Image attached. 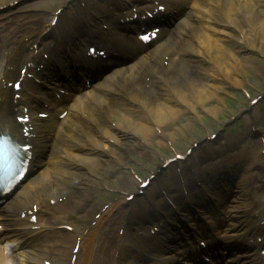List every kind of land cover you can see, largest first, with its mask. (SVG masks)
<instances>
[{
    "label": "bare ground",
    "instance_id": "1",
    "mask_svg": "<svg viewBox=\"0 0 264 264\" xmlns=\"http://www.w3.org/2000/svg\"><path fill=\"white\" fill-rule=\"evenodd\" d=\"M12 1L14 0H0V3L7 4ZM160 1L168 3V0ZM202 1L197 0L195 4L199 12L188 13L183 23L167 35L169 37L162 46L144 54L141 50L131 53L134 59L131 66L116 70L107 76L102 83L94 87L95 93L97 92L95 95L91 91L74 101L69 109L67 108L68 115L58 121L60 126L54 130L56 136L47 147L51 166L46 172L49 174L48 179L45 177L40 186L35 185L36 180L33 184L30 182L19 192L9 203L6 213L0 216V224L14 225L13 230L2 238L12 236V242L17 243L16 246L37 235L51 232L59 235L61 245H40V252L36 253V256L21 259L20 264H45L46 261H52L51 264H78L84 252L83 264H110V256L115 254L111 248L119 239H130L133 242L155 239L163 224H153L151 219L157 216L156 210L153 208L148 212L143 211L142 214L136 213L134 208H131L130 212L124 211L122 207L128 204L126 198H123L121 208H117L116 213L113 214L118 205L116 203L105 210L94 200V195L101 194V190L110 189L102 180L106 174L110 175V169L128 165L127 155H133L138 149H144V160L153 156L141 142L148 143L154 135L159 137L156 129L164 136L175 138L176 135L190 130L196 118L200 117L198 113L204 111L218 116L220 108L213 105L216 104L214 100L220 98V91L230 86L241 87L243 82L239 76L243 78L244 70L257 69L255 60L249 55L239 62L232 51L254 50L264 54V0H204L208 5L200 7ZM92 5L93 2H88L79 7V10L86 14ZM53 15L57 22L71 23L77 20L75 16L64 17L57 12ZM190 17L193 18L188 20ZM44 18L43 16L32 22H24L14 29H0V44L5 43V47L0 48V103L1 109L10 115L14 114L17 104L13 98L7 97L13 93L7 86L13 80L14 70L19 65L25 66V63L33 58L26 55V49L37 42L36 33L42 30ZM3 33L6 35L2 36ZM49 34L55 38L59 37L56 33ZM220 34H225L226 37H217ZM49 48L47 45L45 50ZM170 56L174 59H169ZM188 57L197 58L195 62L205 63L202 70H197L198 74L194 71H177L181 62L182 66L187 65ZM166 59L170 61L168 66L165 65ZM197 66L193 65L195 68ZM175 71L176 75L173 74ZM193 75L196 79L190 83L181 80ZM130 77L131 85L124 86L125 80ZM151 89L156 90L157 94L153 95ZM2 93L6 95L5 98H2ZM179 116H182L180 122L184 119L186 124L183 128L175 129L173 125ZM11 126L17 138L25 140L24 136L18 133L19 124L12 122ZM171 129L173 133L169 134ZM33 144L34 153H37L36 143ZM159 145L165 146L162 142H159ZM70 149H84L87 156L81 160L91 167L71 162L66 157ZM209 153L210 150L206 151V154ZM167 163V159L162 161L163 165ZM221 163L217 170L210 172L214 181L216 176L224 172L228 173L225 178L232 177L237 172L238 164H229L231 160L224 159ZM130 182L127 174L117 180L120 187ZM254 182V177L249 176L237 182L231 180L225 185L226 192L231 191L229 185L236 186V192L232 193L230 201L233 206L224 208L228 211L225 224L229 227H246L243 220L245 216H251V219L262 213L264 218L262 198L253 196ZM191 184L194 185V182ZM204 197L205 194L200 192L196 197L197 203L203 204ZM213 199L219 203L224 202V197L219 192L213 194ZM171 203L170 208L175 205V219L172 224H167V228L179 225V221L189 215L183 200L172 205ZM96 215H99V219L95 218ZM29 217L43 220L34 225L28 221ZM230 218L238 222L230 224ZM140 224H145V231L135 238L119 237L116 233ZM80 225L82 229L77 231V235L68 232V226L75 229ZM71 244L74 247L79 246L82 252L80 257L76 255L77 261L74 263L71 260V256H74L70 252ZM134 253L120 250L117 253L118 263L121 264L123 259L133 256ZM16 260L17 258H1L3 264H15Z\"/></svg>",
    "mask_w": 264,
    "mask_h": 264
},
{
    "label": "rangeland",
    "instance_id": "2",
    "mask_svg": "<svg viewBox=\"0 0 264 264\" xmlns=\"http://www.w3.org/2000/svg\"><path fill=\"white\" fill-rule=\"evenodd\" d=\"M62 2H64V0H19L9 7L0 6V23L8 22L10 16H13V14H17V16H23L21 19H24L25 21L34 19V17L41 15H46V17H49V13L52 8H56L55 5ZM66 5V11L69 12L72 10V6H70L69 2ZM237 51V49L232 51V54L236 60L241 62L244 60V57L249 55L255 60L257 69L244 70L242 75L243 78L239 76V79L243 82L241 87L230 86L220 91V98H218L216 100V104L213 105H216L220 108V113L218 116H213L208 112L202 111L201 113H198L200 117L196 118L193 126H190L189 131L180 133L176 135L175 138L168 135H160V137L156 139V144H146L145 147H147V149H149L153 155L150 156L153 157V159H150L148 169H157V165L161 158L173 155L174 149L176 152H185L188 147L193 146L195 142L201 141V144H203L206 141V137L215 131L224 132L225 135H228L229 131H234L237 135L242 136L250 132L252 121H258L260 128L259 133L260 135H264V102L261 104L258 102L256 105L253 103L255 98L264 93V73L262 72L264 71V54L261 55L254 50L246 52L241 50L240 52ZM205 106L210 107L211 105ZM233 117L235 120H232ZM179 120H181V117H179L177 122L174 123L173 127L175 126V129H178V127H182L184 124H186V121L182 120V122H179ZM187 120L190 121L189 119ZM169 132V134H172V129ZM159 142L164 143L165 146L161 147ZM256 142V158H258V163L261 165V169L258 171V177L261 180H264V164L260 163L262 154L260 138H257ZM175 143L176 145L173 147ZM171 151H173V153ZM82 152L83 151H79L77 154L79 155ZM140 155L142 154L140 153ZM140 155L134 156L132 160L130 159L129 165L120 167L118 169L119 173H116L115 175V178H119L126 173L129 180L132 182L130 186L126 189H122L124 191H119L121 189L119 184L116 185V183H113L114 179H112L110 190L103 191V195H99L100 199L98 198L97 194L98 201H100L101 204H104L108 201L110 202L112 198H115L114 201H117L118 198L125 197L129 192L137 189L139 184L138 175L146 177L149 174L148 169L142 164V157ZM215 160L216 158H212L207 162H215ZM142 168H144L145 171H142ZM254 171L255 170L253 169L250 171V173ZM159 182H163L166 186L170 185L171 183L174 184L172 175L168 174L167 171L162 172V177ZM156 201L161 204L163 200L156 198Z\"/></svg>",
    "mask_w": 264,
    "mask_h": 264
},
{
    "label": "snow or ice",
    "instance_id": "3",
    "mask_svg": "<svg viewBox=\"0 0 264 264\" xmlns=\"http://www.w3.org/2000/svg\"><path fill=\"white\" fill-rule=\"evenodd\" d=\"M25 119H26V117H25Z\"/></svg>",
    "mask_w": 264,
    "mask_h": 264
}]
</instances>
